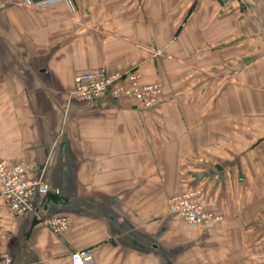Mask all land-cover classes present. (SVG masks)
Returning <instances> with one entry per match:
<instances>
[{"label": "crops", "instance_id": "crops-1", "mask_svg": "<svg viewBox=\"0 0 264 264\" xmlns=\"http://www.w3.org/2000/svg\"><path fill=\"white\" fill-rule=\"evenodd\" d=\"M0 2V161L27 165L52 192L35 209L69 219L55 235L35 212L14 215L0 183V254L264 264V0ZM100 69L161 82L163 102L69 98L79 73ZM192 188L220 226L166 215Z\"/></svg>", "mask_w": 264, "mask_h": 264}, {"label": "built area", "instance_id": "built-area-1", "mask_svg": "<svg viewBox=\"0 0 264 264\" xmlns=\"http://www.w3.org/2000/svg\"><path fill=\"white\" fill-rule=\"evenodd\" d=\"M53 1L35 4V7L45 9ZM162 84L158 82L145 83L134 71L110 74L106 69L78 74L69 92V98L86 104H96L107 98L114 102L127 101L143 110H153L163 96ZM0 183L3 199L16 216L35 212L41 224L47 225L57 235H63L69 227L67 217H47L43 212V204L35 209L36 198H46L51 189L40 177H32L30 169L24 163L12 164L0 161ZM57 194V192H55ZM196 192L180 195L171 202V212L182 218L189 227L196 228L208 225L213 217L202 210L197 201ZM218 218H215V220ZM72 264H94L91 250H82L71 255ZM0 264H11L8 254H0Z\"/></svg>", "mask_w": 264, "mask_h": 264}, {"label": "rangeland", "instance_id": "rangeland-1", "mask_svg": "<svg viewBox=\"0 0 264 264\" xmlns=\"http://www.w3.org/2000/svg\"><path fill=\"white\" fill-rule=\"evenodd\" d=\"M1 4V2H0ZM136 72V71H134ZM80 74V73H79ZM139 74V73H138ZM140 75V74H139ZM158 82V81H157ZM161 83V82H160ZM162 84V83H161ZM163 87V96H162V99L161 101L159 102V105L163 102L164 100V97H165V93H164V86L162 85ZM158 107V105L154 108L156 109ZM153 109V110H154ZM188 192H196L198 195H197V201L199 202L200 206L202 207V210L207 213V214H210L212 215L213 219L212 221L208 224V225H205V226H199V227H196V229H201V230H205V229H212V228H216L217 226H220L223 222H224V217L222 214H219L217 212H214L210 209H208L206 207V204H205V199H204V193H203V190L200 189V188H192V189H189L185 192H182L181 194H178V195H175V196H172L170 197L169 199H167V212H166V215L169 217V218H175L177 220H180L181 222H183L184 224H186V221H184L182 218H178L176 216H174L171 212V202L174 200V198L178 197V196H182L184 194H188ZM174 202V201H173ZM56 217V216H55ZM59 217V216H57ZM215 218H218L215 220ZM187 225V224H186ZM192 228V227H190ZM53 232V231H52ZM54 233V232H53ZM55 234V233H54ZM57 235V234H55ZM92 251V250H91ZM93 253V252H92Z\"/></svg>", "mask_w": 264, "mask_h": 264}, {"label": "water", "instance_id": "water-1", "mask_svg": "<svg viewBox=\"0 0 264 264\" xmlns=\"http://www.w3.org/2000/svg\"><path fill=\"white\" fill-rule=\"evenodd\" d=\"M217 169H219V168H217ZM215 170V169H214Z\"/></svg>", "mask_w": 264, "mask_h": 264}]
</instances>
